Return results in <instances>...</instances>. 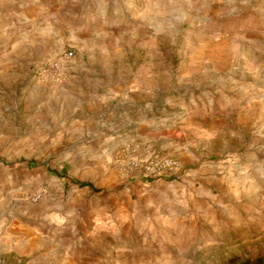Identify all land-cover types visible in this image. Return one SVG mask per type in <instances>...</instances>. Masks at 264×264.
<instances>
[{"label":"rangeland","instance_id":"obj_1","mask_svg":"<svg viewBox=\"0 0 264 264\" xmlns=\"http://www.w3.org/2000/svg\"><path fill=\"white\" fill-rule=\"evenodd\" d=\"M31 1L0 79V165L33 232L18 264H46L59 203L49 249L72 262L54 264H264V0H159L154 30L131 0ZM84 195L113 202L114 229L89 231Z\"/></svg>","mask_w":264,"mask_h":264},{"label":"crops","instance_id":"obj_2","mask_svg":"<svg viewBox=\"0 0 264 264\" xmlns=\"http://www.w3.org/2000/svg\"><path fill=\"white\" fill-rule=\"evenodd\" d=\"M126 3H119V0L113 1L112 5L106 1L105 7L98 12L99 14L107 15H124L129 14L131 11L130 0H125ZM138 4V9L142 14H145L148 7H152L151 15L153 16L147 21L151 24L148 29L154 30L156 24V16L159 15L160 4L159 0H131ZM137 1V2H136ZM105 2V1H104ZM133 4V3H132ZM42 10V4L31 0H0V79L4 78L6 73L13 70V14L19 15L20 18L29 19L34 18L36 13H40ZM24 174L22 178L23 183L29 184L32 181L31 171L29 167L19 169ZM13 166L4 167L0 165V264H18L21 260L28 255L34 253L32 248L33 232L29 225V222L25 218L30 210L27 205H22L26 210L22 211V217L14 215L13 217ZM3 177V178H2ZM65 184L63 187L65 188ZM27 188H21L20 191L23 195L26 194ZM84 192L83 194H86ZM87 197L80 196L77 210L82 207L88 208V219H89V231L97 233L99 230L114 229L113 227V202L103 200L100 198H93L88 201ZM46 201H49L47 198ZM100 202V205H98ZM47 209L46 215V227L43 231V241L46 243L47 251L45 250L44 260L46 264H54V262L63 261L64 263L72 262V259L62 258V260L56 258V253L52 252L49 248L51 247L52 240L55 237L60 236L59 233L67 231L66 226L70 225L67 220V209L59 206ZM45 212V213H46ZM73 210L69 214H74ZM99 212L105 214V218H99ZM78 214V213H77ZM76 214V216H78ZM176 223V233L180 234L179 224L180 220L172 221ZM86 227V224H85ZM110 227V228H109ZM192 231V227L189 230ZM4 257V260L2 258ZM68 257V256H67ZM7 259V260H6ZM6 260V261H5ZM74 261V260H73ZM125 264H129L127 261Z\"/></svg>","mask_w":264,"mask_h":264},{"label":"built area","instance_id":"obj_3","mask_svg":"<svg viewBox=\"0 0 264 264\" xmlns=\"http://www.w3.org/2000/svg\"><path fill=\"white\" fill-rule=\"evenodd\" d=\"M67 56L73 57V53L69 52L67 53ZM163 166L167 171H169L170 175L177 176V177L179 176L180 163L177 160L164 159Z\"/></svg>","mask_w":264,"mask_h":264}]
</instances>
